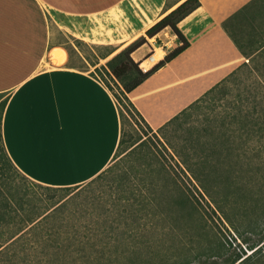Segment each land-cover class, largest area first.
<instances>
[{
	"label": "crops",
	"instance_id": "crops-1",
	"mask_svg": "<svg viewBox=\"0 0 264 264\" xmlns=\"http://www.w3.org/2000/svg\"><path fill=\"white\" fill-rule=\"evenodd\" d=\"M184 1L0 0V100L6 99L2 132L20 171L44 185L83 184L107 168L118 150L122 118L116 96L92 68L70 63V51L60 35L89 44H114L119 46L116 53ZM200 1L179 23L190 46L138 87L160 78L179 61H189L191 75L154 85L139 101L165 97L188 82L220 80L241 61L238 45L224 24L231 14L228 5L220 8L225 9L222 13L221 2ZM156 42H161L164 54L144 70L181 44L167 26L133 51V58L140 63L151 49L158 50ZM170 103L159 105L156 126L189 104L174 111ZM166 109L170 113L163 115Z\"/></svg>",
	"mask_w": 264,
	"mask_h": 264
},
{
	"label": "trees",
	"instance_id": "trees-1",
	"mask_svg": "<svg viewBox=\"0 0 264 264\" xmlns=\"http://www.w3.org/2000/svg\"><path fill=\"white\" fill-rule=\"evenodd\" d=\"M200 5V0H185L150 27L146 34L135 39L110 58L107 64L97 66L96 69L103 68L120 80L123 84V94L126 96L150 78L163 64L190 46L191 42L179 23ZM238 9L231 18L245 15L248 17L249 31L252 34H260V38L252 41L251 50L244 51L243 55L251 56L250 61L260 77L258 83L263 91L259 96L255 93L252 101L251 97L244 98L241 92L238 93L240 100L236 95L237 99L225 110L227 114H216L204 132L197 130L194 133L191 130L180 144L182 150L173 143L171 145L197 180L201 191L210 197L235 231L243 236V233L250 231H264V169L261 179L256 176L255 179L253 175H257L258 171L250 169L251 175L245 178L243 167V161L246 162L247 158L250 163H258L257 157L261 161L264 158V0H250ZM258 16H263L260 23H256ZM167 26L178 36L181 44L161 62L149 70H144L133 58L132 52ZM229 29L232 30L231 34L238 46L242 47L243 43L231 25ZM95 45L108 49L102 54L104 58L119 47L114 44ZM250 64L242 62L229 75L234 74L241 66ZM226 75L221 74L222 82L214 83L159 126V129L164 125L179 126L187 116L191 117L195 111L203 108V102L209 98L213 99L215 92L228 80L229 75ZM226 93L228 90L222 91L221 97ZM5 105L6 99L3 98L0 100V264H184L198 254L195 250L200 247V240L195 237L191 241L198 242L196 245L185 251L187 243L182 242L179 247L183 250L176 255L169 252L170 247L176 246L175 243L167 249H161L149 241L147 235L155 228L161 226V230L166 232L175 227L172 222L149 227L147 221L142 220L149 213L156 218L165 217L167 214L157 208L156 203L161 208L166 202L151 194L141 198L132 190L128 193L129 188L124 186L125 181L116 175L111 176L117 170L112 169V165L85 183L91 187L92 193L83 194V197L76 192L77 195L54 200L49 197L41 198L30 192L12 175L14 167H18L6 150L3 140L2 119ZM136 109L144 117L139 108ZM120 113L122 135L118 150L128 141L121 109ZM253 150L258 151L256 157L245 154ZM105 179L117 180L122 186L123 194L107 197V189H99L107 183ZM148 184L144 181L143 185ZM46 186L70 190L78 185ZM151 186L156 189L162 188L163 184L155 182ZM173 196L168 199L170 203L191 210L196 209V203L184 190L173 192ZM79 197L81 198L77 199ZM132 220L138 223L137 232L126 234L128 230L131 231L130 228L126 229L127 231L120 230V226L129 224ZM105 224L111 226L110 231L103 227ZM132 235L140 237L141 241L147 240L148 243L133 241ZM144 247H147L145 253L142 252ZM251 248L252 252L246 256H238L230 264H264V235Z\"/></svg>",
	"mask_w": 264,
	"mask_h": 264
},
{
	"label": "rangeland",
	"instance_id": "rangeland-1",
	"mask_svg": "<svg viewBox=\"0 0 264 264\" xmlns=\"http://www.w3.org/2000/svg\"><path fill=\"white\" fill-rule=\"evenodd\" d=\"M213 1L222 3L219 9L225 4L228 5L227 9H229L231 14L228 21H225L224 24H228L229 27L231 25L237 33L238 39L243 43L242 47L238 46L241 53V61L233 66L231 71L244 61L251 64L241 66L232 75H229L231 71L227 73L226 76L229 75V78L220 86V89L215 92V97H213V99L209 98L206 102H203V104L205 103L203 108L201 107L199 110L195 111L191 117L187 116L182 120L179 126L178 124L177 126L164 125L162 129H159V126L155 125V123L158 122L156 115L161 113L159 105H162V102L169 105V101L171 105L173 104L172 109L175 111L178 107H183L192 101L198 92H201L211 85L213 86L214 83L222 82V79L218 80L217 78H213L211 80H202L197 83L188 82L185 86L168 93L165 97L146 98L139 101L138 97L147 89H152L151 87L154 85L162 82L172 83L174 81L177 82L176 79L180 80L183 78V80H185L186 77L189 78L192 73L190 70L192 67L189 65L188 60H184L171 64L169 68L162 73L160 78L157 77L140 88L138 87L135 91L128 93L126 95L127 98L125 94H123V84L120 80L107 73L103 68H101V70L96 69L97 66L102 67V65L107 64V61L117 52L104 58L102 54L107 52L108 49L106 47L72 39L63 33L60 35L61 41L65 43L70 51V63L78 64L85 68H92L93 74L109 85L122 111L128 141L118 150L110 163L112 169H117L115 174H111V176L116 175L117 178L123 179L125 181L124 186L129 188L127 191L128 193L132 190L133 193H136L137 197L141 198L151 194L166 202L161 208L156 203L157 208L167 214L165 217L156 218L149 213L145 215L142 220L144 219L147 221L149 227L169 222H172L175 227L168 229L166 232L161 230V226L155 228L147 235L148 239H150L149 241L152 242L156 248L161 249H167L171 244L175 243L176 246L170 247L169 252L176 255L183 250L179 247L182 242L186 241L187 249L185 251H188L190 247L198 243L196 241H191L193 237L200 240V247L197 250L194 249L195 253L198 254L184 264H230V262L238 256H246L248 253L252 252L253 249L251 246L264 235L262 234L264 231L262 230V232L259 230L260 232L258 233L250 231L240 236L210 197L201 191L202 189L197 180L186 168V165L171 145L173 143L179 150H182L180 144L190 134L191 130H193L194 133H196L197 130L199 132H204L206 127L210 124L211 119L216 114H227L225 110L229 105L237 98L240 100V96L238 97L237 95L238 93L241 92V96L244 98L251 97L250 99L252 101L255 93L259 96L263 91L258 83L260 77L257 76V72L254 70L252 62L250 61L251 56L247 57L243 55L244 51L251 50L252 41L256 38H260V34H252L249 31L248 17L246 18L245 15L239 18H231L232 15L239 10L238 8L241 9L242 6L249 3L250 0ZM220 11L223 13L225 9H220ZM262 17L258 16L256 23H260L263 19ZM226 27L229 32L232 33V30H230L227 25ZM156 44L159 47L157 58H160L164 54V50L161 48V42H156ZM95 62L98 63L94 65ZM145 65L147 67V62H145ZM140 67L143 68L141 64ZM182 84L184 85V82ZM224 90H228V93L221 97V93ZM136 108H139L144 117L138 113ZM169 113L170 112L166 109L163 115H168ZM146 116L152 121L148 120ZM160 117L161 115L159 119ZM257 152V150H253L252 152L247 151L245 154L252 157L255 156ZM258 159L257 157L256 160L258 163L248 162L247 160H249V158H247L246 162L243 161L245 178L251 175L249 174L250 169L258 171V174L253 175V178H255V176L258 178L261 177L264 169V158L263 161ZM12 175H14L15 179L19 182H22L25 188L30 192L41 198L49 197L58 200L69 197L76 192L81 194V197H83V194L92 193L91 187L86 186L85 183L78 184L76 188L70 190L64 187H48L25 175L16 167L12 170ZM104 181L107 183L99 187V189H107V193L105 194L107 197L123 194L121 189L122 186L117 180L113 181L111 179L108 181L105 179ZM144 181L151 185L152 183L159 182L163 184V187L155 189L154 186L149 184L148 186L143 185ZM97 187L98 186H96V189ZM181 189L193 199L196 203V209L191 210L190 208H183L180 205H174L172 202L170 203L168 201V199L174 197L173 192L175 193L177 190ZM155 208L156 207H154V209ZM168 217L169 219H167ZM137 224L136 221L132 220L129 224L120 226V230L127 231L126 229L130 228L131 231L128 230L126 234H133V231L137 232ZM140 225L145 226L146 224ZM103 227L107 229V231L111 230L110 225L105 224ZM132 236L131 239H133V241L137 240L142 244L148 243L147 240L141 241L142 239L140 237L136 238L134 235ZM146 250L147 247H144L142 252L145 253Z\"/></svg>",
	"mask_w": 264,
	"mask_h": 264
},
{
	"label": "built area",
	"instance_id": "built-area-1",
	"mask_svg": "<svg viewBox=\"0 0 264 264\" xmlns=\"http://www.w3.org/2000/svg\"><path fill=\"white\" fill-rule=\"evenodd\" d=\"M157 57H158V50L154 47L153 49L150 50V52L148 54H146L142 58L140 64L144 68V67H146L145 62L152 63V62L156 61V59H158Z\"/></svg>",
	"mask_w": 264,
	"mask_h": 264
},
{
	"label": "bare ground",
	"instance_id": "bare-ground-1",
	"mask_svg": "<svg viewBox=\"0 0 264 264\" xmlns=\"http://www.w3.org/2000/svg\"><path fill=\"white\" fill-rule=\"evenodd\" d=\"M61 53L63 52V51H61V50H59ZM62 59H60V61H61ZM149 63H147V65H148Z\"/></svg>",
	"mask_w": 264,
	"mask_h": 264
}]
</instances>
